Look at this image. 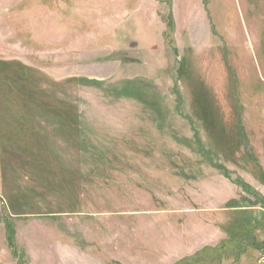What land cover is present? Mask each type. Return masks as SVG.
<instances>
[{"label": "rangeland", "instance_id": "rangeland-1", "mask_svg": "<svg viewBox=\"0 0 264 264\" xmlns=\"http://www.w3.org/2000/svg\"><path fill=\"white\" fill-rule=\"evenodd\" d=\"M0 264H264V0H0Z\"/></svg>", "mask_w": 264, "mask_h": 264}, {"label": "trees", "instance_id": "trees-1", "mask_svg": "<svg viewBox=\"0 0 264 264\" xmlns=\"http://www.w3.org/2000/svg\"><path fill=\"white\" fill-rule=\"evenodd\" d=\"M171 25H172V24L169 23L168 26H167V32H166L167 35H169V31H170V32L173 31V29L171 28Z\"/></svg>", "mask_w": 264, "mask_h": 264}]
</instances>
